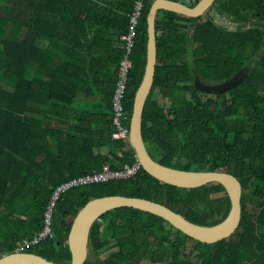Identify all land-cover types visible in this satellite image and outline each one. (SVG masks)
I'll list each match as a JSON object with an SVG mask.
<instances>
[{"label":"trees","instance_id":"16d2710c","mask_svg":"<svg viewBox=\"0 0 264 264\" xmlns=\"http://www.w3.org/2000/svg\"><path fill=\"white\" fill-rule=\"evenodd\" d=\"M154 1L0 0V257L43 230L59 185L99 173L104 165L120 171L136 162L128 142L112 139L114 98L127 53L123 37L141 2L122 99L130 129ZM174 1L194 7L201 0ZM209 12L216 17L158 12L157 64L142 136L161 165L236 177L242 186L240 225L228 239L205 244L156 215L119 208L93 225L85 264H264V0H215ZM189 47L202 81L217 84L248 66L247 78L224 93L200 92L189 73ZM116 195L162 204L201 226L221 223L231 209L221 184L178 188L141 168L126 180L66 191L53 214V238L23 252L69 264L77 214L92 199ZM103 225L117 249L106 259L97 255L110 244L101 240Z\"/></svg>","mask_w":264,"mask_h":264},{"label":"water","instance_id":"95a60500","mask_svg":"<svg viewBox=\"0 0 264 264\" xmlns=\"http://www.w3.org/2000/svg\"><path fill=\"white\" fill-rule=\"evenodd\" d=\"M215 0H201L190 7L174 0H155L148 14L147 65L143 80L134 99L133 112L130 119L129 144L135 151L141 167L146 173L166 184L178 188H196L211 183L224 186L230 201L231 209L221 223L214 226H201L190 222L170 208L145 199L125 196H108L90 200L77 214L69 233L68 245L72 260L69 264H85L89 256V236L93 225L100 218L113 210L129 207L156 215L170 223L176 230L189 238L214 244L228 239L240 225L242 217V186L239 180L225 171L195 172L166 167L156 162L150 155L142 136L143 111L151 93L157 64L156 19L158 12L169 11L183 14L191 18H199L207 13ZM188 67L193 85L202 93H224L240 85L247 78L249 67L242 68L231 78L217 84L206 83L196 73L193 63V49L188 48ZM0 264H56L46 258L30 253L15 252L0 257ZM163 264H199L192 260L168 261Z\"/></svg>","mask_w":264,"mask_h":264},{"label":"built area","instance_id":"2783aa9c","mask_svg":"<svg viewBox=\"0 0 264 264\" xmlns=\"http://www.w3.org/2000/svg\"><path fill=\"white\" fill-rule=\"evenodd\" d=\"M142 4L137 3L136 5V12L131 20V26L129 34L123 37L124 40L127 41V53L124 60L121 62L120 67V74H119V82L118 88L116 90L115 98H114V109H115V116H114V126L115 131L112 134V138L114 140H123L129 143V129L124 126V119H125V111L122 104V99L124 96V92L127 86L128 80V71L131 67V62L128 60V55L132 52L133 48V41L135 37V29L138 25V19L141 14ZM141 164L139 163L137 157L136 162L132 166H125L122 170L114 171L110 168L109 165H104L102 170L99 173H94L92 175L77 177L71 179L61 185H59L53 192L51 200L47 206L46 212L44 214V227L43 230L37 234L33 240H25L21 246L17 249V252H23L25 248H29L31 246H35L40 244L42 241L53 238V231H52V218L57 206L58 201L60 200L62 194L68 191L71 188L83 186V185H91V184H98L104 183L112 180H126L129 178L134 177L137 172L141 169Z\"/></svg>","mask_w":264,"mask_h":264},{"label":"rangeland","instance_id":"374dc122","mask_svg":"<svg viewBox=\"0 0 264 264\" xmlns=\"http://www.w3.org/2000/svg\"><path fill=\"white\" fill-rule=\"evenodd\" d=\"M211 16H215L216 17V13L215 12H209L208 14H205V15H203L202 17L204 18V19H207L210 15ZM208 16V17H207ZM233 27H235V25H232V24H230V28H233ZM157 96H159V94H158V91H157ZM166 105H167V107H169V105H170V103H169V100L166 102ZM223 194L224 193H220V194H217V196H223ZM249 211H251V212H253V213H256V211H258V209H257V207L256 206H254V205H251L250 207H249ZM25 241V240H24ZM23 241V242H24ZM22 242V243H23ZM21 243V244H22ZM114 246H108L105 250H103L102 252H99V253H97V255H98V257L100 258V259H104L105 257H108V256H110V254H113L117 249L116 248H113ZM186 247H187V250H188V252H191V253H193L194 251H192L193 250V248H194V246L192 245V243H187V245H186ZM149 262H143L142 264H148Z\"/></svg>","mask_w":264,"mask_h":264},{"label":"flooded vegetation","instance_id":"af4514ba","mask_svg":"<svg viewBox=\"0 0 264 264\" xmlns=\"http://www.w3.org/2000/svg\"><path fill=\"white\" fill-rule=\"evenodd\" d=\"M107 231V232H106ZM104 234H102L101 236V240L104 241L105 239L109 240L110 241V244L108 246H114V240L112 239L113 238V235L111 233V231H108L106 230ZM102 232V231H101ZM90 255V253H89ZM111 255V254H110ZM107 257H105L104 259H106ZM165 263V262H164ZM148 264H151V263H148ZM160 264H163V263H160Z\"/></svg>","mask_w":264,"mask_h":264},{"label":"crops","instance_id":"0c3cea01","mask_svg":"<svg viewBox=\"0 0 264 264\" xmlns=\"http://www.w3.org/2000/svg\"><path fill=\"white\" fill-rule=\"evenodd\" d=\"M112 139H113V138H112ZM106 150H107V149L103 150L102 153H106ZM97 222H100L101 224L103 223L101 219L98 220ZM106 230H107L106 226L103 225L102 228H101L102 234H104ZM106 232H107V231H106ZM101 236H102V235H101ZM113 248H115V247H113Z\"/></svg>","mask_w":264,"mask_h":264}]
</instances>
